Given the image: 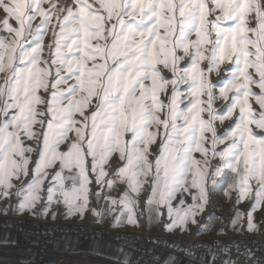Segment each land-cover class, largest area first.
I'll list each match as a JSON object with an SVG mask.
<instances>
[{
	"label": "snow or ice",
	"instance_id": "obj_1",
	"mask_svg": "<svg viewBox=\"0 0 264 264\" xmlns=\"http://www.w3.org/2000/svg\"><path fill=\"white\" fill-rule=\"evenodd\" d=\"M225 176L258 231L264 0H0V211L135 225L147 193L185 231Z\"/></svg>",
	"mask_w": 264,
	"mask_h": 264
},
{
	"label": "rangeland",
	"instance_id": "obj_2",
	"mask_svg": "<svg viewBox=\"0 0 264 264\" xmlns=\"http://www.w3.org/2000/svg\"><path fill=\"white\" fill-rule=\"evenodd\" d=\"M194 38V37H193ZM48 42V38L45 39V43ZM223 75V74H222ZM217 77H214V82ZM255 107V105H254ZM227 126V122H226ZM199 155V154H197ZM217 161H213V164H216ZM230 179L225 177L217 178V184L215 186L209 187V202L204 210V212L197 217L198 223L196 224H189L187 226V230L182 231L181 229L177 228L173 231H167L165 228V224L167 222V218L161 217L160 219H156L154 213L148 211L146 209V205L144 203V199L147 196V193H142L141 201H140V210L143 213L142 215L138 216V223L135 225H130L124 220V218H120V220H124L125 226L116 224L117 216L116 214H107L104 213L101 218L95 219V221L85 222L80 221L77 218H68L64 215L66 213V209L63 206H56L53 205L51 210L47 213V215H41L39 209H37L36 213L30 212H23L18 213L16 211L15 205L16 200L15 198L10 202L11 207L7 214H4L3 211H0V228L3 229H11L15 231L19 239L21 241L22 246L28 247L31 249L30 252V259L35 261L36 263L40 264L45 259V254L51 248V245L54 240H56L59 235L63 232H70V233H78L84 237L89 236H99L105 237L109 236L116 239L122 246L127 249H131L133 252V261H135V250L134 248L124 243L119 237L116 236L114 230H121L131 232L133 234L139 235H148V236H160L162 237L163 241L169 245V249L165 252L155 250V261L158 264H167L166 259L171 254H179L184 255L188 258L189 261L199 262V264H220L219 263V254L214 253L211 250H202V251H191L190 248H182L180 243H175L172 246V242L175 238H182V239H189V240H197L200 241L201 245L207 246V248H211V239L214 237H218L223 239L224 242L222 243V248L227 247V243L233 239L234 241H242L245 239H262L264 240V210L257 211L254 213L255 222L259 225L258 231H248L246 225L244 227L237 226L233 228L229 223L230 220L234 217V212L236 208L235 200H236V193L232 192L231 199H229L226 195L228 191V185L230 183ZM189 202H191L189 200ZM9 202L7 201H0V209L7 207ZM99 207V206H97ZM240 210L246 211L250 207V201H244L240 205H238ZM91 214V213H90ZM53 215H55V219H53ZM101 216H98L100 218ZM211 216L212 220L209 222L208 217ZM8 217H12L8 219ZM21 218V219H20ZM22 220V221H20ZM160 220L162 222V226L160 227ZM55 221H65L64 223L68 225V229H60L56 233V236L47 241L45 244L44 250L41 251L38 242L35 241L33 238L32 230H36L39 228L40 225L44 223H54ZM122 222V221H121ZM208 223V227H202ZM128 224V225H126ZM100 228V232H96L95 229ZM106 228L107 230L103 232V229ZM93 229L91 233H86L84 230ZM109 230V231H108ZM112 230V231H111ZM231 232H240L242 234H234ZM209 235V236H206ZM162 241V243H163ZM233 242V243H236ZM165 246L164 244H161ZM166 247V246H165ZM162 250V247H159ZM37 256V257H36ZM215 257V259H213ZM202 262V263H201ZM224 264V263H223Z\"/></svg>",
	"mask_w": 264,
	"mask_h": 264
},
{
	"label": "crops",
	"instance_id": "obj_3",
	"mask_svg": "<svg viewBox=\"0 0 264 264\" xmlns=\"http://www.w3.org/2000/svg\"><path fill=\"white\" fill-rule=\"evenodd\" d=\"M64 215L85 222H93L95 219L101 221L102 218V216L98 218L92 211L86 212L83 217L68 216L66 213ZM121 221L118 225L125 226L124 220ZM159 226H162L161 220ZM231 233L242 234L240 232ZM30 252V248L22 246L15 231L0 228V264H38L30 259ZM132 261V250L125 248L112 237H84L78 233L63 232L53 241L51 248L45 254L44 261L40 264H131ZM166 263L199 264L179 254L169 255Z\"/></svg>",
	"mask_w": 264,
	"mask_h": 264
},
{
	"label": "built area",
	"instance_id": "obj_4",
	"mask_svg": "<svg viewBox=\"0 0 264 264\" xmlns=\"http://www.w3.org/2000/svg\"><path fill=\"white\" fill-rule=\"evenodd\" d=\"M12 217H8L11 219ZM21 219V218H20ZM22 221V220H20ZM65 221L54 223H44L39 226L38 229L32 230L33 238L38 242L39 247L42 250L45 248V243L50 241L53 237L56 236V233L61 231L60 229H68V225L64 223ZM93 229L84 230L86 233H91ZM107 229L104 228L103 232ZM96 232H100V228L95 229ZM109 231V230H108ZM112 231V230H111ZM117 237L123 240L124 243H127L128 246L134 248L135 250V261L133 264H158L155 261V250L165 252L169 249V245L163 241L160 236H148V235H139L133 234L127 231L114 230ZM163 241V243H162ZM211 248L201 245L200 241L189 240L182 238H175L172 242V246L175 243H180L182 248H190L191 251H202V250H211L215 254H219V263L223 264L227 260L235 261L236 264H264V240L262 239H245L242 241H234L231 239L227 243V247L222 248V243H226L223 239L214 237L211 239ZM236 242V243H233ZM164 244L165 246H162ZM162 247V250L159 248ZM217 255V254H216ZM37 257V256H36Z\"/></svg>",
	"mask_w": 264,
	"mask_h": 264
},
{
	"label": "bare ground",
	"instance_id": "obj_5",
	"mask_svg": "<svg viewBox=\"0 0 264 264\" xmlns=\"http://www.w3.org/2000/svg\"><path fill=\"white\" fill-rule=\"evenodd\" d=\"M236 235V234H235Z\"/></svg>",
	"mask_w": 264,
	"mask_h": 264
}]
</instances>
